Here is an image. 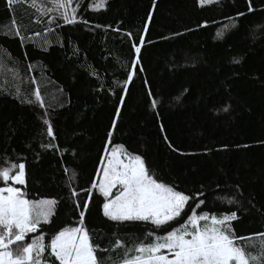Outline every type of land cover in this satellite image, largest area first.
Masks as SVG:
<instances>
[{"label": "trees", "instance_id": "1", "mask_svg": "<svg viewBox=\"0 0 264 264\" xmlns=\"http://www.w3.org/2000/svg\"><path fill=\"white\" fill-rule=\"evenodd\" d=\"M95 2L80 0L77 18L88 23L61 25L46 50L44 35L23 47L18 38L0 35V49L25 70L32 64L28 75L43 80L46 99L54 98L52 141L40 119L44 110L8 94L9 76L0 73V166L22 158L28 198L59 201L51 228L44 231L50 237L78 221L74 201L79 200L82 210L89 198L87 190L96 178L131 70V45L144 35L138 66L143 71L128 85L111 146L121 144L141 155L160 179L175 183L178 190L203 191L202 210H237L233 227L238 236L264 232V0H252L256 10L228 29V18L247 11L246 0L206 5L199 0H156L155 5L153 0H106L103 9L94 10L90 5ZM34 16L24 0L12 10L0 0V25L15 19L30 33L41 32ZM218 31L223 35L217 36ZM48 143L59 151L41 147ZM92 191L85 222L95 243L110 248L118 238L132 247L145 239L149 225L109 221L102 215L103 197ZM233 194L242 206L217 200ZM255 243L257 248L249 249L253 254L259 241ZM123 251L117 248L111 255L116 258Z\"/></svg>", "mask_w": 264, "mask_h": 264}, {"label": "snow or ice", "instance_id": "2", "mask_svg": "<svg viewBox=\"0 0 264 264\" xmlns=\"http://www.w3.org/2000/svg\"><path fill=\"white\" fill-rule=\"evenodd\" d=\"M21 2L5 0L10 10ZM24 2L34 10L33 22L42 26L41 32L30 33L27 27H22L15 19L10 24L0 25V35L10 39L18 38L22 47L25 41L34 42L36 37L44 35L42 47L46 50L51 42L49 38L61 25L88 23L77 18L78 7L73 4H79L80 0ZM214 2L218 0H199L201 5ZM246 2L247 11L237 12L235 17L228 18L232 23L224 24V29L235 27L239 18L256 10L252 7V0ZM105 3L106 0H96L90 8L103 9ZM155 3L156 0H153V5ZM151 19L152 12H149L148 21ZM144 27L147 30L148 24ZM222 35L223 31L217 32V36ZM138 39L139 44L131 45L134 52L131 70L123 81L120 106L116 107L115 118L107 132L109 139L105 143L96 178L87 190L89 198L83 201L82 210L79 200L74 201L78 211V221L74 225L54 231L49 237L44 229L51 228L59 201L47 197L28 198L26 164L22 158L18 164L11 161L0 166V264H264V232L238 236L233 227V222L238 220L237 210L224 213L202 210L206 203L203 191L178 190L179 186L175 183L160 179L141 155L127 151L121 144L111 146L128 85L133 82L138 71H143L138 66L142 59L145 36L141 35ZM9 63L12 65L10 69ZM32 69L33 65L28 64L25 70L18 59H12L10 53L0 49V73L9 76L6 84L8 94L13 95L21 104L43 109L40 119L46 136L55 141L56 134L50 115L54 98L46 99L43 80L38 81L35 76L28 75ZM149 95L152 93L149 92ZM151 106L157 107L155 99L151 101ZM222 110L228 111V107ZM161 131H164L163 125ZM165 141L173 151L179 152V149L172 147L167 136ZM41 147L59 151L58 146L52 143ZM65 173H68L67 168ZM93 189L103 197V217L118 224L141 222L149 225L151 230L145 239L137 238L139 242L132 247H127L118 238L110 248H101L100 244L95 243L85 222ZM71 195L77 197L78 193L71 189ZM217 200L229 206H242L235 194L217 197ZM173 224L177 226L173 227ZM256 240L259 241L258 250L253 254L249 249L257 248ZM117 248H123L124 251L113 258L111 252Z\"/></svg>", "mask_w": 264, "mask_h": 264}, {"label": "rangeland", "instance_id": "3", "mask_svg": "<svg viewBox=\"0 0 264 264\" xmlns=\"http://www.w3.org/2000/svg\"><path fill=\"white\" fill-rule=\"evenodd\" d=\"M73 6H76V4L74 3ZM109 150H110V148H109ZM102 156H103V155H102Z\"/></svg>", "mask_w": 264, "mask_h": 264}]
</instances>
